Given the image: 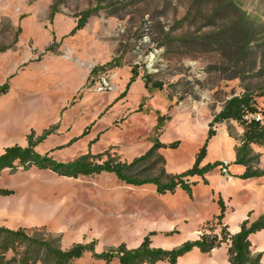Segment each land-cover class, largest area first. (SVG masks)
Returning <instances> with one entry per match:
<instances>
[{"label":"rangeland","instance_id":"obj_1","mask_svg":"<svg viewBox=\"0 0 264 264\" xmlns=\"http://www.w3.org/2000/svg\"><path fill=\"white\" fill-rule=\"evenodd\" d=\"M97 8L72 34L80 16ZM234 33L237 45L228 47ZM1 48L10 49L0 53V86L10 89L0 96V156L27 147L31 132L35 139L52 132L35 150L60 163L105 152L131 162L157 140L179 142L159 151L167 174L179 175L193 167L227 100L248 93L264 117V0H0ZM134 69L139 76L124 94ZM215 129L205 165L229 162L232 183L218 166L205 179H190L191 195H158L155 186H129L112 174L6 169L0 188L15 194L0 195V227L41 229L63 249L96 241L101 253L122 243L134 248L158 225L174 222L171 231L180 234L156 240L157 248L173 250L220 212V198L233 211V227L264 203V178L240 177L245 168L235 163V148L243 126ZM252 150L253 166L264 169V146ZM252 242L264 246V232ZM222 261L192 255L180 264ZM75 264L105 263L87 254Z\"/></svg>","mask_w":264,"mask_h":264},{"label":"trees","instance_id":"obj_2","mask_svg":"<svg viewBox=\"0 0 264 264\" xmlns=\"http://www.w3.org/2000/svg\"><path fill=\"white\" fill-rule=\"evenodd\" d=\"M229 7L227 6L223 10H229ZM54 9L56 7L53 8L51 19L55 15ZM97 11L98 8L84 12L72 34L84 29L89 19ZM238 35L239 33H234V38L229 39L231 44L228 43V47L237 45ZM16 38H18V35ZM8 49L10 48H1L0 53L6 52ZM112 64L113 62L108 65L112 66ZM96 71H93V74ZM138 76L137 70H132V76L124 94L130 90ZM9 89L8 83L0 86V96L7 95ZM257 113H260L257 104L248 93L227 100L222 110L215 114L209 123L208 138L197 154L193 167L179 175L167 174L166 161L159 154V151L164 148H178L179 142L164 145L157 140L144 155L135 158L131 162H122L117 157H112L108 152H105L99 155L88 153L73 162L60 163L49 157V155H41L35 150L40 143L52 134L51 131L45 132L38 139H35L34 132H31L27 137L28 146L25 148L21 146L7 148L0 156V174L6 169L15 170L18 167H22L23 170L36 168L51 171L60 177L68 178L112 174L119 181L129 186H155L158 195L175 194L178 189H184L191 195L192 185H196V182H190V179L194 177L204 178L221 164V162H215L202 166L207 156L208 142L217 134L215 127L225 122H236L244 128L242 145L235 148V163L246 168L240 177L244 180L264 178V170L255 168L252 163L256 159L252 156V145L264 146V125L246 119L247 116ZM85 135H87V131L83 134V136ZM105 156H107L106 160H104ZM156 169H159L158 175L150 176V173ZM205 182L207 181L205 180ZM14 194L13 190L0 188V195L3 197ZM218 205L220 208L219 214L213 220L204 224L200 238L195 241H187L173 250L153 246L152 238L158 235L157 232H150L146 235L137 248L130 249L125 243H122L117 248L98 253L96 251V241L88 244H75L70 249H63L60 238L42 237L39 235L41 229L0 227V264H75L87 254H90L95 260L103 261L105 264H112L114 261L119 264H157L158 262L177 264L181 257L194 249H198L203 254H210L226 243H230L228 249L229 264H263V253L257 252L253 248L250 237L264 231V215L251 222L249 214L248 219L241 224L240 232L231 235L228 232V227L223 223L227 208L222 198L218 200ZM216 231H219V234ZM177 233L179 232H172L168 235L172 236Z\"/></svg>","mask_w":264,"mask_h":264},{"label":"crops","instance_id":"obj_3","mask_svg":"<svg viewBox=\"0 0 264 264\" xmlns=\"http://www.w3.org/2000/svg\"><path fill=\"white\" fill-rule=\"evenodd\" d=\"M212 119H213V116H212ZM235 152H236V149H235ZM206 159V158H205ZM202 166H205V160H204V162H203V164H202ZM245 168V167H244ZM245 170H246V168L244 169V172H245ZM261 170H264V169H261ZM243 172V173H244ZM242 173V174H243ZM241 174V175H242ZM240 175V176H241ZM248 211H250L249 213H248V215L250 214V221L251 222H254V221H256L260 216H262V215H264V203H262L259 207H257L256 209H250V210H248ZM230 212L232 213L233 211L231 210V211H227L226 212V217H225V219H224V221H223V223H224V225L225 226H227L228 227V232L231 234V235H235V234H237L238 232H240V228H241V224L243 223V220L245 221L246 219H248V215H247V217H244L243 218V220L240 222V223H238V224H236V225H234L233 227H231L230 225H229V215H230ZM219 213L217 212V213H215L214 215H213V217L212 218H210V219H207L206 221L204 220V221H202L198 226H197V228L192 232V236L191 237H186L185 238V240H192V241H195V240H198L199 238H200V236L202 235V227L204 226V224L206 223V222H208V221H211V220H213V218L215 217V216H217ZM173 224H174V222H169V223H167V224H163V225H161V227L158 225V227L154 230V232H157L158 233V235L157 236H155V237H153L152 238V241H153V246L154 247H156L157 245H156V240L157 239H161V240H164V241H170V240H174V238H175V234H173L172 236H170V235H168V234H170V233H172V229H173ZM181 231H183V234L184 233H186L185 232V228L184 229H180ZM262 232H264V231H261V232H259V233H257V234H260V233H262ZM216 233L217 234H219V231H216ZM177 234H180V233H177ZM254 235H252L251 237H250V240H251V243H252V245H253V248H255V250L257 251V252H262L263 253V264H264V246L263 245H257L256 246V244H253V242H252V237H253ZM144 237V236H143ZM142 241H143V239H142ZM142 241H141V243H142ZM140 243V244H141ZM139 244V245H140ZM230 243H226V244H223L220 248H218V249H215V250H213L210 254H200L201 252L198 250V249H194L193 251H191L190 253H188V254H186L185 256H183V257H181L179 260H178V262H177V264H180L183 260H187V259H189V257L191 258L192 257V255H194V256H199V257H203V258H206V259H208V260H212V261H218V260H223L222 261V264H229V255H228V249H229V245ZM138 245V246H139ZM138 246H136V247H134V248H137ZM162 247H160V248H162V249H171V248H169V247H166L165 245H161ZM134 248H130V249H134ZM157 248V247H156ZM168 263V262H167Z\"/></svg>","mask_w":264,"mask_h":264},{"label":"built area","instance_id":"obj_4","mask_svg":"<svg viewBox=\"0 0 264 264\" xmlns=\"http://www.w3.org/2000/svg\"><path fill=\"white\" fill-rule=\"evenodd\" d=\"M246 119L254 120L257 123L264 125V117L260 113H257V114L251 115V116H247ZM229 166H230L229 162L223 161V162H221V164L219 166V171H220L221 175H223V177L225 178L226 182L232 183L234 181V177L231 175V173L229 171Z\"/></svg>","mask_w":264,"mask_h":264}]
</instances>
